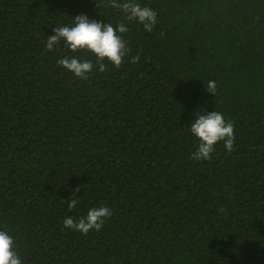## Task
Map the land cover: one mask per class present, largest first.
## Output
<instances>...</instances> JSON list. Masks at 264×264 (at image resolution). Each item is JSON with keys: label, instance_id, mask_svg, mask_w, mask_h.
<instances>
[{"label": "trees", "instance_id": "trees-1", "mask_svg": "<svg viewBox=\"0 0 264 264\" xmlns=\"http://www.w3.org/2000/svg\"><path fill=\"white\" fill-rule=\"evenodd\" d=\"M136 2L158 14L150 33L107 0H0V231L22 264H264V0ZM80 15L127 24L119 69L47 50ZM213 111L233 151L195 161L189 128ZM100 205V231L64 227Z\"/></svg>", "mask_w": 264, "mask_h": 264}, {"label": "clouds", "instance_id": "clouds-1", "mask_svg": "<svg viewBox=\"0 0 264 264\" xmlns=\"http://www.w3.org/2000/svg\"><path fill=\"white\" fill-rule=\"evenodd\" d=\"M101 6V5H100ZM104 7H111L121 11L124 19L135 21L143 26L146 32H152L157 24V13L147 6H141L136 0H107ZM71 26H57L54 29V35L48 36L46 48L49 52L53 51L55 46L64 41V45L71 52H86L96 58L95 67H98L102 73L106 71V62L114 68L119 69L125 57L128 56L131 49L124 39V34L129 31L127 24L124 22L114 26L112 23H102L90 21L86 15L75 17ZM140 55L137 54L132 63H137ZM67 71L73 73L81 80H87L89 74L94 71V64L91 60H80L78 58L64 57L57 61ZM206 91L216 95L217 85L215 81H209ZM196 120L192 123L191 134L199 141L197 150L191 158L195 161L211 160L212 153L219 143H223L226 150L231 153L235 144V128L231 121H226L222 113L213 111L211 113L197 115ZM80 191L79 188L76 190ZM77 196L73 195L68 199V209L72 211L79 203ZM221 214L227 212V209L221 207ZM113 215V210L106 205L91 208L87 215L75 220L67 217L63 221L65 228L79 231L87 235L90 230L100 231L105 220ZM0 264H22L21 258L17 251L16 242L12 235L7 231H0Z\"/></svg>", "mask_w": 264, "mask_h": 264}]
</instances>
